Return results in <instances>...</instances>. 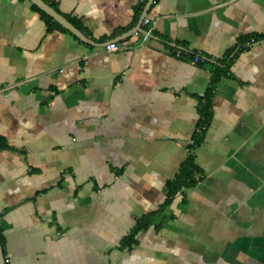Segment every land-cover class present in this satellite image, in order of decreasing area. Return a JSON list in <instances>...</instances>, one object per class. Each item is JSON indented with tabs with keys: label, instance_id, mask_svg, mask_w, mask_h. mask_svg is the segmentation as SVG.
Returning <instances> with one entry per match:
<instances>
[{
	"label": "crops",
	"instance_id": "crops-1",
	"mask_svg": "<svg viewBox=\"0 0 264 264\" xmlns=\"http://www.w3.org/2000/svg\"><path fill=\"white\" fill-rule=\"evenodd\" d=\"M50 1L86 42L0 0L7 264H264V39L215 85L196 183L119 247L191 152L212 65L264 35V0Z\"/></svg>",
	"mask_w": 264,
	"mask_h": 264
},
{
	"label": "trees",
	"instance_id": "trees-1",
	"mask_svg": "<svg viewBox=\"0 0 264 264\" xmlns=\"http://www.w3.org/2000/svg\"><path fill=\"white\" fill-rule=\"evenodd\" d=\"M44 3L48 4L51 8H53L57 13L60 14L55 3L50 0H42ZM147 0H142L141 3L135 8V12L140 11L145 2ZM31 8L34 12H36L39 17L42 19L45 25L46 33L52 32L53 30H59L65 33H68L67 30L62 28L60 25L55 23L50 17H48L45 13L40 11L36 6L31 4ZM65 19L68 20L75 28L80 29L78 23L72 18L65 16ZM264 39V35H247L238 39L237 44L231 50H227L223 55L222 59L217 60V62L212 65L211 70V81L206 92L198 99L197 101V109L199 113V120L196 124L194 136L192 138L191 150L196 149L202 142L203 136L207 128L209 127L211 117H212V97L216 83L226 77L229 72L230 63L233 61L236 54H233L234 51L238 47H242L245 44L250 42H254L256 40ZM182 57H188L190 59H195L197 64H204L205 61L200 58H195L193 56L188 55L185 52H180ZM197 173V168L194 164V155L192 151L188 154V157L183 163L174 179L167 183V194L164 202L158 208V210L147 213L145 216L141 217L137 222H135L131 232L121 241L120 249H129L132 245L136 243V236L147 230L150 226L154 224V221L159 213L171 202V200L178 194L181 190L192 187L197 179L195 177Z\"/></svg>",
	"mask_w": 264,
	"mask_h": 264
},
{
	"label": "water",
	"instance_id": "water-1",
	"mask_svg": "<svg viewBox=\"0 0 264 264\" xmlns=\"http://www.w3.org/2000/svg\"><path fill=\"white\" fill-rule=\"evenodd\" d=\"M28 1L34 6H36L40 11L45 13L48 17H50L55 23L60 25L62 28H64L65 30H67L68 32H70L72 35L82 40L83 42H86L82 34L68 20H66L62 15L57 13L48 4L44 3L42 0H28ZM152 1L153 0L148 1L146 8L149 7ZM145 15H146V12L143 13L142 19H144ZM4 260L5 259H4L2 247L0 244V264H5Z\"/></svg>",
	"mask_w": 264,
	"mask_h": 264
},
{
	"label": "built area",
	"instance_id": "built-area-1",
	"mask_svg": "<svg viewBox=\"0 0 264 264\" xmlns=\"http://www.w3.org/2000/svg\"><path fill=\"white\" fill-rule=\"evenodd\" d=\"M147 22L148 21L146 20L145 23H147ZM106 49L107 50H110V51H114V50H117L118 49V46L116 44H114V43H110V44H108L106 46ZM4 262H5V264H7L8 263V259H5Z\"/></svg>",
	"mask_w": 264,
	"mask_h": 264
}]
</instances>
